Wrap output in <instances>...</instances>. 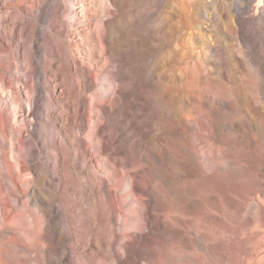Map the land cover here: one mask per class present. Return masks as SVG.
Segmentation results:
<instances>
[{
    "label": "rangeland",
    "instance_id": "rangeland-1",
    "mask_svg": "<svg viewBox=\"0 0 264 264\" xmlns=\"http://www.w3.org/2000/svg\"><path fill=\"white\" fill-rule=\"evenodd\" d=\"M77 24L121 59L132 87L118 106L121 151L149 168L165 218L156 211L135 256L113 244L107 258L68 251L72 264H264V0H0V103H19L34 137L52 136L38 123L59 127L44 110L50 94L62 100L53 84ZM83 44L70 47L78 65L89 62ZM34 55L52 82L30 107L24 79Z\"/></svg>",
    "mask_w": 264,
    "mask_h": 264
},
{
    "label": "bare ground",
    "instance_id": "bare-ground-1",
    "mask_svg": "<svg viewBox=\"0 0 264 264\" xmlns=\"http://www.w3.org/2000/svg\"><path fill=\"white\" fill-rule=\"evenodd\" d=\"M76 5L71 2V9ZM7 19L3 16L5 27ZM73 32L79 40L64 47L63 72L53 84L63 92L62 100L50 94L51 105L44 110L47 121L54 117L59 127L37 124L51 137H42L39 128L37 137L25 129L19 103H0V264H72L69 252L107 258L113 244L129 258L153 235L155 217L165 218L154 200L149 168H135V159L121 151L118 106L132 95L121 59L97 49L91 27L77 24ZM82 43L89 62L78 65V50L70 47ZM98 52L101 59L94 60ZM34 57L24 79L30 107L38 106L41 86L49 89L52 82ZM196 69L190 71L195 90ZM78 95L83 101L76 100Z\"/></svg>",
    "mask_w": 264,
    "mask_h": 264
}]
</instances>
